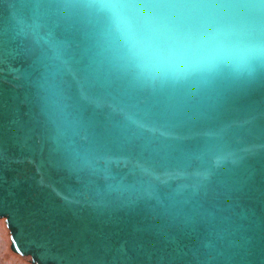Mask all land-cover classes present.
I'll use <instances>...</instances> for the list:
<instances>
[{
	"label": "water",
	"instance_id": "95a60500",
	"mask_svg": "<svg viewBox=\"0 0 264 264\" xmlns=\"http://www.w3.org/2000/svg\"><path fill=\"white\" fill-rule=\"evenodd\" d=\"M0 220L31 264H264V0H0Z\"/></svg>",
	"mask_w": 264,
	"mask_h": 264
},
{
	"label": "rangeland",
	"instance_id": "374dc122",
	"mask_svg": "<svg viewBox=\"0 0 264 264\" xmlns=\"http://www.w3.org/2000/svg\"><path fill=\"white\" fill-rule=\"evenodd\" d=\"M10 251V233L5 221L0 220V264H31L29 258H16Z\"/></svg>",
	"mask_w": 264,
	"mask_h": 264
},
{
	"label": "trees",
	"instance_id": "16d2710c",
	"mask_svg": "<svg viewBox=\"0 0 264 264\" xmlns=\"http://www.w3.org/2000/svg\"><path fill=\"white\" fill-rule=\"evenodd\" d=\"M10 254L13 255V256H15L16 258L22 259V257H20V256H18V255H16V254H14L12 251H10Z\"/></svg>",
	"mask_w": 264,
	"mask_h": 264
}]
</instances>
